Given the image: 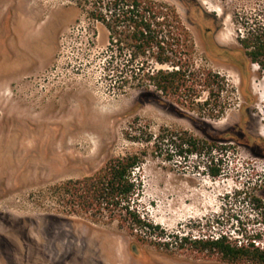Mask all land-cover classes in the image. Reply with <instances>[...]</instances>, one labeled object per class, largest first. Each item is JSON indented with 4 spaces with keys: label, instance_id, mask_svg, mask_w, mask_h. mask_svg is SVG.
<instances>
[{
    "label": "rangeland",
    "instance_id": "374dc122",
    "mask_svg": "<svg viewBox=\"0 0 264 264\" xmlns=\"http://www.w3.org/2000/svg\"><path fill=\"white\" fill-rule=\"evenodd\" d=\"M156 1L179 13L196 66L231 84L217 99L226 104L221 116L191 111L154 87L113 86L109 31L78 0H0V264H256L191 240L227 232L264 248V149L253 147L264 148V71H242L237 39L247 24L264 22V0ZM243 84L252 93L247 112ZM162 126L216 145L180 157L154 143ZM126 153L144 160L140 206L160 224L148 239L64 211L54 192ZM209 166L224 172L212 177ZM177 234L188 240L180 245Z\"/></svg>",
    "mask_w": 264,
    "mask_h": 264
},
{
    "label": "trees",
    "instance_id": "16d2710c",
    "mask_svg": "<svg viewBox=\"0 0 264 264\" xmlns=\"http://www.w3.org/2000/svg\"><path fill=\"white\" fill-rule=\"evenodd\" d=\"M78 1L109 31L105 70L113 86L123 88L131 84L147 90L154 87L191 111L208 110L214 118L224 114L226 104H218L217 99L224 92L234 90L220 73L196 66L193 38L173 6L156 0ZM237 39L245 53L244 62H238L242 71L247 70L248 64H256L264 71V22L247 24ZM134 63L137 68H131L126 74V66ZM204 91L208 93L207 98L200 101L198 98ZM242 91L247 103L242 104V110L247 112L252 93L244 84ZM152 137L157 145L185 158L200 154L206 147L213 149L217 140L202 139L186 129L169 126H162ZM253 147L257 153L263 152L262 146L254 144ZM143 162L139 153L110 157L95 172L66 180L57 185L54 192L64 211L116 222L130 233L148 239L155 235L160 224L141 210ZM209 167L212 177L224 172L222 166ZM175 238L180 245L188 240L178 234ZM191 242L198 249L216 251L231 262L245 260L264 264V248L253 239L244 242L221 232L212 237H195Z\"/></svg>",
    "mask_w": 264,
    "mask_h": 264
}]
</instances>
